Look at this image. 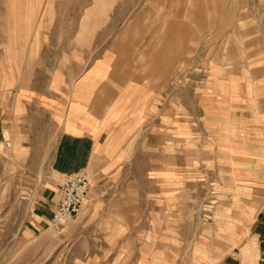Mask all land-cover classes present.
Returning <instances> with one entry per match:
<instances>
[{
  "label": "rangeland",
  "instance_id": "rangeland-1",
  "mask_svg": "<svg viewBox=\"0 0 264 264\" xmlns=\"http://www.w3.org/2000/svg\"><path fill=\"white\" fill-rule=\"evenodd\" d=\"M41 15L42 30L52 31L56 50L50 57L58 67L67 49L74 60L85 57L81 46L89 48L88 65L113 44L129 63L152 43L175 63L183 50L184 67L172 79L170 94L182 78L185 102L168 103L171 158L166 176L158 177L163 181L128 183L124 177L115 184L91 183L94 196L61 231L49 226L62 178L58 183L51 166L53 136L42 134L45 120L30 139L22 137L26 151L12 150L10 138L13 147H3L0 156V264H224L221 259L240 241L232 229L244 210L240 197L249 211L264 193V184L232 181L239 172L225 161L232 140L246 143L249 169L264 157L257 149L263 145L257 139L264 138V95L257 92L264 89V0H58L56 7L54 0H43ZM210 65L221 74L216 82L249 80L252 94L241 87V96L225 98L220 86L208 84ZM206 95L214 101L204 102ZM207 106L216 116L210 121ZM198 113L200 150L182 167L192 140L190 128L184 132L179 124L192 123ZM154 137L139 134L137 142L158 141ZM181 149L184 156L177 153ZM238 189L242 193L236 195ZM219 209L229 214L219 220Z\"/></svg>",
  "mask_w": 264,
  "mask_h": 264
},
{
  "label": "crops",
  "instance_id": "crops-1",
  "mask_svg": "<svg viewBox=\"0 0 264 264\" xmlns=\"http://www.w3.org/2000/svg\"><path fill=\"white\" fill-rule=\"evenodd\" d=\"M42 1L0 0V145L4 146L12 138V150L16 151L17 146L23 149L22 144L30 139L37 127H41L44 119L42 134L49 138L53 136L51 166L58 183L62 177L81 171L88 174L91 183L98 182L103 186L115 184L124 177L129 178L128 183L163 181L158 177L166 176L171 158V146L166 138L170 117L168 103L182 105L185 102L180 89L182 78L170 94L172 79L184 67V51L177 52L175 63L174 58L171 60L160 53L162 47L158 54L157 43H152L149 48L142 46L140 54L132 56L129 63L122 59L119 46L113 44L88 65L89 48L81 46L85 57L74 60L73 50L67 49L63 52L64 65L58 67L56 60L51 61L50 57L51 49L56 50L50 43L52 31L42 30V22L46 21V16L41 15ZM57 1L54 0L55 7ZM134 61L138 65L134 66ZM207 71L208 84L220 86L227 99L241 96V87L248 94L254 90L249 80L241 84L233 78L216 82L221 74L211 65ZM257 92L262 93L259 96L264 95V89ZM205 97L204 102L214 101L211 95ZM192 99L199 102L197 96ZM207 107L210 110H207L206 119L210 121L216 116L212 115V108ZM192 115V123L179 124L184 132L190 128L186 133L191 134L192 140V148L186 150V156L184 148L177 152L184 156L182 167L185 161L187 164L192 158L196 159L200 150L196 139L199 140L201 135L197 124L202 115ZM178 118L177 122L180 121ZM156 122L160 123L159 128ZM241 127H247V124L242 123ZM244 133L248 135V132ZM139 134L148 137L155 134L158 141L145 142L147 138L139 143ZM261 135L264 137V132ZM257 141L263 142L257 149L264 151V138ZM228 145L230 153L226 165L237 167L236 172H239L232 181L264 184V157L253 161L255 170L249 169L251 163L243 152L247 150L246 143L232 140ZM244 190L249 191L250 187H244ZM241 193L238 189L236 195ZM93 196L89 193V198ZM245 202L240 197L244 210L241 208L242 211L237 212L236 226L232 227L238 231L240 241L233 247V252L221 259L224 264H258L264 256V193L257 200V207L250 208L251 213ZM228 214V209H219L216 218L220 220Z\"/></svg>",
  "mask_w": 264,
  "mask_h": 264
},
{
  "label": "built area",
  "instance_id": "built-area-1",
  "mask_svg": "<svg viewBox=\"0 0 264 264\" xmlns=\"http://www.w3.org/2000/svg\"><path fill=\"white\" fill-rule=\"evenodd\" d=\"M11 146V141H6L2 148L0 146V156L4 148ZM90 190L91 182L86 172L62 177L57 191L58 202L52 211L49 226L61 231L67 223L76 220L87 206ZM258 264H264V256L259 259Z\"/></svg>",
  "mask_w": 264,
  "mask_h": 264
}]
</instances>
